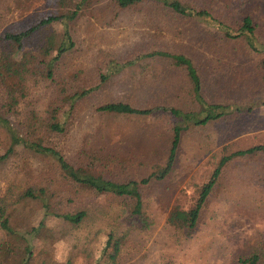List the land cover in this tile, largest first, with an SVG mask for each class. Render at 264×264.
<instances>
[{
    "label": "rangeland",
    "instance_id": "374dc122",
    "mask_svg": "<svg viewBox=\"0 0 264 264\" xmlns=\"http://www.w3.org/2000/svg\"><path fill=\"white\" fill-rule=\"evenodd\" d=\"M183 1L223 19L250 16L257 40L264 43V0ZM51 3L0 0V38L35 24L39 14L53 8ZM76 3L81 5L71 24L76 45L56 63L53 78L38 71L14 86L7 75L0 76V106L11 83L17 90L18 102L8 118L22 134L33 115L53 118L65 124L64 132L36 134L71 163L82 162L90 157L85 152L93 151L110 179L147 177L168 153L175 121L169 110L124 115L102 112L98 106L121 100L137 107L187 108V77L169 60H137L116 69L154 50L189 56L202 76L204 95L226 99L240 110L182 133L170 172L142 189L149 223L145 229L128 225L119 199L64 178L50 155L22 145L10 150V135L0 125V198L10 196L14 202L26 188L44 186L52 204L46 210L38 200L24 197L11 205V232L0 220V264H96L111 228L126 239L115 264H237L240 256L255 252L264 264V153L236 156L222 166L191 234L167 222L174 208L195 206L225 155L264 144V78L256 76L264 53L252 51L244 37H225L213 21L181 16L157 1L124 9L115 0H72V7ZM61 33L59 22L43 25L19 54ZM88 86L98 88L74 104L60 99L63 87L68 93ZM79 209L87 216L78 226L55 215Z\"/></svg>",
    "mask_w": 264,
    "mask_h": 264
},
{
    "label": "trees",
    "instance_id": "16d2710c",
    "mask_svg": "<svg viewBox=\"0 0 264 264\" xmlns=\"http://www.w3.org/2000/svg\"><path fill=\"white\" fill-rule=\"evenodd\" d=\"M24 1V0H23ZM26 1V0H25ZM28 1V0H27ZM53 8L49 12L38 15V21L18 32H5L0 38V76L7 78L14 83V86L25 83L27 79L40 71L44 77L53 78L54 67L59 59L76 45L75 39L71 33V24L77 13L81 10V5L76 3L72 7V0H51ZM120 9L131 6L149 4L151 2H159L163 8H167L176 14L186 17H198L201 19L213 21V23L224 31V36L230 39L244 37L248 47L255 52L264 53V43L257 40L255 25L250 16H244L239 20L223 19L215 16L213 12L207 9L198 8L192 3L183 0H115ZM59 22L62 25V33L57 38L48 36L44 39L42 45L34 50L24 51V43L27 38L35 34L41 26ZM46 41V42H45ZM162 57L169 60L175 67L182 68L188 80L187 92L185 98L190 104L187 108H180L174 105H157L150 107H137L125 101H111L98 106V110L105 113H116L124 115L140 114L145 115L153 110L162 108L169 110L171 116L175 119L171 128V136L169 138L168 153L162 166L156 167L147 177L141 180L129 179L127 181H116L106 177L97 165V159L92 155L93 151H86L87 159L80 163H71L66 157L52 146L44 144L41 136H37L41 130L54 133H62L65 131V124L54 121L53 118H37L33 115L30 123L27 125L25 133L18 128H14L8 113L14 111L18 102L17 90L13 83L8 86L5 100L0 106V125H2L10 135V150L17 145H22L33 149L38 153L48 154L56 161L60 173L64 178L69 179L75 184L94 190L98 194H110L113 198L119 199L120 205H124V211L127 212L128 225L135 223L139 229H145L149 226L146 215L143 214V192L142 189L152 179H163L172 169L182 133L190 126L204 125L208 122L220 120L233 111L240 110L238 105H233L227 100L208 99L203 92L202 76L195 65L194 61L183 53H171L169 51L154 50L147 53H139L134 59L128 62L117 64V70L128 64H132L137 60L155 59ZM259 74L264 78V60L259 63ZM80 73H77L79 75ZM74 76L73 78H76ZM107 74L101 76V80L107 79ZM26 86V85H25ZM66 87V86H65ZM67 88V87H66ZM98 86L81 87L75 91L67 93L63 88L59 89L63 94L60 98L63 102L74 104L79 98L84 97ZM74 89V88H73ZM264 153V144L253 145L246 149L234 151L225 155L214 169L212 178L202 188L198 201L195 206L184 210L174 208L167 217V222L178 228H184L186 233L191 234L195 228L200 210L203 206L207 195L215 182L216 177L220 174L222 166L231 158L236 156H247L250 154ZM28 197L38 200L42 203L46 210L52 207L51 198L48 188L44 186H30L26 188L15 200L17 202L21 198ZM10 196L0 198V220L1 226L5 230L11 232L12 227L9 224L8 209L14 204ZM55 215L62 217L64 220L74 226L80 225L87 216V211L79 209L77 211L55 212ZM125 235L119 230L109 229L106 233V241L101 250V255L96 264H115L121 245L125 241ZM237 264H261L259 253L255 252L248 256H240Z\"/></svg>",
    "mask_w": 264,
    "mask_h": 264
}]
</instances>
